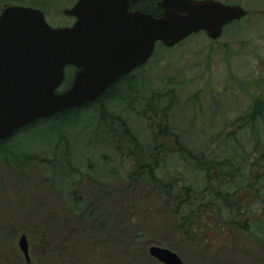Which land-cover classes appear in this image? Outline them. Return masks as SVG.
<instances>
[{
    "label": "trees",
    "instance_id": "trees-1",
    "mask_svg": "<svg viewBox=\"0 0 264 264\" xmlns=\"http://www.w3.org/2000/svg\"><path fill=\"white\" fill-rule=\"evenodd\" d=\"M156 3L140 0L134 7L157 16ZM184 41L159 44L152 56ZM146 63L93 101L0 140V264H9L1 251L8 232L22 229L39 233L34 244L50 251L42 263L21 264H63L68 257L54 251L52 232L70 236L66 250L78 240L85 264H112L117 236L126 248L145 246V252L159 244L205 263L217 261L212 251H224L242 263L264 264L262 80L251 88L239 81V94L206 85L184 96L186 80L164 88L142 81ZM240 95L249 106L230 117L234 108L226 101L237 103Z\"/></svg>",
    "mask_w": 264,
    "mask_h": 264
},
{
    "label": "water",
    "instance_id": "water-1",
    "mask_svg": "<svg viewBox=\"0 0 264 264\" xmlns=\"http://www.w3.org/2000/svg\"><path fill=\"white\" fill-rule=\"evenodd\" d=\"M138 0H77L62 13L71 26L51 27L42 10L6 5L0 11V140L33 121L93 101L119 76L143 64L156 42L170 47L192 33L217 39L230 21L247 14L219 0H159V16L129 11ZM79 69L57 91L64 67ZM17 245L30 261L25 234ZM162 264H184L174 251L150 245Z\"/></svg>",
    "mask_w": 264,
    "mask_h": 264
},
{
    "label": "rangeland",
    "instance_id": "rangeland-1",
    "mask_svg": "<svg viewBox=\"0 0 264 264\" xmlns=\"http://www.w3.org/2000/svg\"><path fill=\"white\" fill-rule=\"evenodd\" d=\"M75 1L0 0V9L5 4L36 5V7L44 11L46 20L51 26L59 27L72 24L73 19L63 15L62 10L71 7ZM221 1L241 4L249 11V14L240 21L229 24L225 28L224 34L216 42H211L203 33H198L190 36L183 43L170 50H163L161 47L157 48V52L138 74V76H141L139 78L145 81L148 86H160L161 88L166 87L167 81H180L183 79L182 85L186 82L188 83L181 89V94L183 93L184 96L187 92L192 94L196 89L206 85H213L214 88L219 87L239 94L240 87L237 84L240 82L244 85L245 83H250L247 86L248 88H251L252 83L255 84L258 80H262L264 84V0ZM177 75H179L178 78ZM196 77L197 80L198 78L201 79L198 80V83L190 82ZM234 78L238 81H235ZM231 101H226V106L230 103L231 107L233 106L234 108L232 114H229L230 117H235L244 112L250 103V100L243 95L237 98V103H234V100ZM13 183H15V186ZM33 184L35 185L36 181H32L30 186ZM17 186L16 182L11 180L13 191L17 189ZM32 192H29V195ZM22 230L21 233H29L25 229ZM211 232L213 231L210 230L208 232L210 235L208 240L214 242L218 238ZM21 233L9 235L10 232H8L7 239L2 242L1 251L4 252L9 264H21L24 261L17 245L18 237ZM125 233L129 235L128 231H125ZM29 234H32V232ZM52 234L57 237L54 251H62L68 257L64 259L63 264H85L86 261L78 254L80 251L78 240L73 247L66 250L62 243L65 239H70V236L59 232L57 235L53 232ZM117 238L118 240L114 241L113 244L112 254L110 253V256L114 259L112 264H160L149 257L147 251L145 252V246L134 245L126 248L125 238L122 236H117ZM40 239V234L36 232H33L28 237L29 255L31 261H35V258H37L42 263L44 260L43 256L50 249L34 244ZM73 239L77 238L73 236ZM191 251L193 253L194 249ZM212 252L214 256L218 257L217 261L213 263L199 261L198 258L187 252L181 253L180 256L186 264H250L249 262L244 261L242 263L237 258H232L224 251Z\"/></svg>",
    "mask_w": 264,
    "mask_h": 264
},
{
    "label": "flooded vegetation",
    "instance_id": "flooded-vegetation-1",
    "mask_svg": "<svg viewBox=\"0 0 264 264\" xmlns=\"http://www.w3.org/2000/svg\"><path fill=\"white\" fill-rule=\"evenodd\" d=\"M130 10H133V9H130ZM77 71V68L73 67V66H67L66 67V73H68V75L70 76V81H69V84L71 83V78L72 76L75 74V72ZM68 84V85H69ZM67 85V86H68Z\"/></svg>",
    "mask_w": 264,
    "mask_h": 264
}]
</instances>
